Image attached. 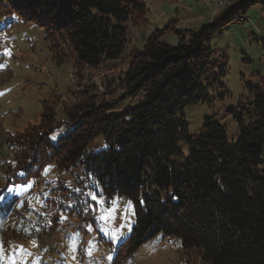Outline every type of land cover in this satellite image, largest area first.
Segmentation results:
<instances>
[{
	"label": "trees",
	"instance_id": "obj_1",
	"mask_svg": "<svg viewBox=\"0 0 264 264\" xmlns=\"http://www.w3.org/2000/svg\"><path fill=\"white\" fill-rule=\"evenodd\" d=\"M260 3L240 0L208 27L182 34L177 46L161 41L164 31L152 35L132 55L125 76L127 95L144 94L135 107L79 106L67 111L66 132L56 139L52 134L62 124L55 125L46 109L41 125L8 140L16 165L11 171L23 172L10 183L25 185L48 165L81 168L97 197L131 200L136 223L114 264H128L136 249L161 233L179 238L202 264H264V104L232 111L240 128L236 144L212 118L190 135L184 116L185 107L205 101L200 84L215 82L214 35ZM145 15L143 0H0V21L16 16L35 23L55 62L72 64L78 76L121 57L129 26ZM99 136L106 147L88 153ZM64 191V204L76 197ZM85 196L82 211L91 216L95 202ZM45 206L53 210V190Z\"/></svg>",
	"mask_w": 264,
	"mask_h": 264
},
{
	"label": "rangeland",
	"instance_id": "obj_2",
	"mask_svg": "<svg viewBox=\"0 0 264 264\" xmlns=\"http://www.w3.org/2000/svg\"><path fill=\"white\" fill-rule=\"evenodd\" d=\"M239 1L224 0L217 7V1L212 0L211 7L204 0H151V4L143 0L146 15L140 25L129 26L124 54L98 68H85L79 76L72 64L55 62L43 30L35 23L16 16L0 21V193L17 188L14 194H8L10 201H0V264H114L118 248L130 237L136 223L133 202L125 197L108 202L104 196L94 200L89 195L96 194L91 188L94 184L84 182L81 168L59 171L55 165H48L41 176L27 184L12 185V177L23 172L11 171L16 165L8 140L41 125L46 109L54 114L55 125L62 124L52 134L56 139L66 132L70 120L67 111L79 106L114 104L117 111L137 106L144 94L127 95L125 85L132 55L158 31H164L162 42L177 46L182 34L189 37L208 27ZM240 15L222 34L213 37L216 79L212 84H200L205 101L184 109L192 136H197L206 119L212 118L225 126L229 144H236L240 128L234 114L239 106L264 104V0L245 16ZM105 147V137L99 136L87 152ZM260 169L264 176V162ZM65 188L76 197L64 204ZM52 190L53 210H48L46 199ZM83 192L95 202L91 216L86 215L88 210L82 211L88 204L86 196H81ZM100 198L107 209L117 202L114 220L99 219L107 215L98 202ZM102 228L120 229L123 241L113 243ZM131 259L134 264H202L197 252L183 250L179 238L162 233L136 249Z\"/></svg>",
	"mask_w": 264,
	"mask_h": 264
},
{
	"label": "snow or ice",
	"instance_id": "obj_3",
	"mask_svg": "<svg viewBox=\"0 0 264 264\" xmlns=\"http://www.w3.org/2000/svg\"><path fill=\"white\" fill-rule=\"evenodd\" d=\"M7 55H11L9 51H6ZM28 187H31V185H28ZM17 191V188L9 187L4 192L0 193V201L11 200V196L8 194H14ZM89 195L92 196L94 200L98 199L97 195L95 193H89ZM98 202L101 205V209L103 212L107 213V215H101L99 217L100 220H114L115 219V213H116V201H113V207L111 209L103 208L104 201L102 198L98 200ZM130 203V202H129ZM102 231H106L110 241L113 243H121L123 241L124 233L120 231V229H101ZM78 239V237H77ZM73 248H75V240L72 241ZM89 255H91V251H89ZM109 260L112 259L111 256L108 257Z\"/></svg>",
	"mask_w": 264,
	"mask_h": 264
},
{
	"label": "bare ground",
	"instance_id": "obj_4",
	"mask_svg": "<svg viewBox=\"0 0 264 264\" xmlns=\"http://www.w3.org/2000/svg\"><path fill=\"white\" fill-rule=\"evenodd\" d=\"M215 1H217L216 6L218 7V6L222 5L224 0H215ZM150 4H151V1H150Z\"/></svg>",
	"mask_w": 264,
	"mask_h": 264
},
{
	"label": "crops",
	"instance_id": "obj_5",
	"mask_svg": "<svg viewBox=\"0 0 264 264\" xmlns=\"http://www.w3.org/2000/svg\"><path fill=\"white\" fill-rule=\"evenodd\" d=\"M207 5H211L212 7V0H204ZM199 7V6H198ZM200 8V7H199ZM201 9V8H200Z\"/></svg>",
	"mask_w": 264,
	"mask_h": 264
},
{
	"label": "built area",
	"instance_id": "obj_6",
	"mask_svg": "<svg viewBox=\"0 0 264 264\" xmlns=\"http://www.w3.org/2000/svg\"><path fill=\"white\" fill-rule=\"evenodd\" d=\"M151 1V0H150Z\"/></svg>",
	"mask_w": 264,
	"mask_h": 264
}]
</instances>
